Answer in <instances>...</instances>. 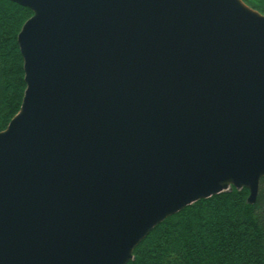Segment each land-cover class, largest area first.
I'll return each mask as SVG.
<instances>
[{"label":"water","instance_id":"obj_1","mask_svg":"<svg viewBox=\"0 0 264 264\" xmlns=\"http://www.w3.org/2000/svg\"><path fill=\"white\" fill-rule=\"evenodd\" d=\"M26 88L0 131V264H127L168 216L264 177V13L244 0H12Z\"/></svg>","mask_w":264,"mask_h":264},{"label":"trees","instance_id":"obj_2","mask_svg":"<svg viewBox=\"0 0 264 264\" xmlns=\"http://www.w3.org/2000/svg\"><path fill=\"white\" fill-rule=\"evenodd\" d=\"M264 13V0H244ZM33 11L0 0V131L19 111L26 83L18 34ZM247 187L203 198L157 224L127 264H264V177L255 203Z\"/></svg>","mask_w":264,"mask_h":264}]
</instances>
